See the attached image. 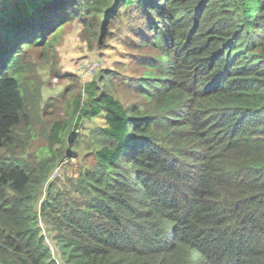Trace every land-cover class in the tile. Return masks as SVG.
Wrapping results in <instances>:
<instances>
[{
  "label": "trees",
  "instance_id": "16d2710c",
  "mask_svg": "<svg viewBox=\"0 0 264 264\" xmlns=\"http://www.w3.org/2000/svg\"><path fill=\"white\" fill-rule=\"evenodd\" d=\"M70 23L129 62L48 119ZM0 264H264V0H0Z\"/></svg>",
  "mask_w": 264,
  "mask_h": 264
},
{
  "label": "rangeland",
  "instance_id": "374dc122",
  "mask_svg": "<svg viewBox=\"0 0 264 264\" xmlns=\"http://www.w3.org/2000/svg\"><path fill=\"white\" fill-rule=\"evenodd\" d=\"M82 28L78 24L70 23L61 32L57 53L48 59L38 60L36 70L41 78L43 102L47 110L44 116L48 119H65L69 117V103L74 100L76 95L84 92V86L94 80L100 71L107 68H116L118 62L128 63L129 58L125 56V36L114 34L108 36L106 43L102 47L94 40H89L81 34ZM86 62H96L98 67L95 72L90 73L83 68ZM125 93L122 94V97ZM50 100V102H49ZM51 102L55 105H51ZM104 125L102 117H97L93 121H85L80 130L81 139L84 142L79 148V154L73 160L64 159L58 166L52 179L57 178L63 183L69 176L75 177L80 174L82 167L91 163L89 152V129L93 126ZM41 140H35L29 146V152H34ZM62 183V184H63ZM46 196L44 188L40 197ZM41 199V200H42ZM46 234V233H45ZM48 242L54 249V255H58L57 248L52 239L48 236Z\"/></svg>",
  "mask_w": 264,
  "mask_h": 264
},
{
  "label": "built area",
  "instance_id": "2783aa9c",
  "mask_svg": "<svg viewBox=\"0 0 264 264\" xmlns=\"http://www.w3.org/2000/svg\"><path fill=\"white\" fill-rule=\"evenodd\" d=\"M97 67L98 64L96 62H86L85 64H83V68L90 73L95 72Z\"/></svg>",
  "mask_w": 264,
  "mask_h": 264
}]
</instances>
